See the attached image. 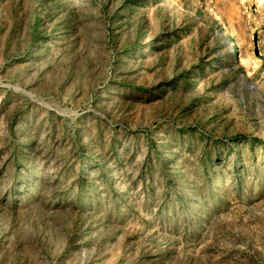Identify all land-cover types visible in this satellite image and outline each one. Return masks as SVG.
Returning a JSON list of instances; mask_svg holds the SVG:
<instances>
[{"label": "rangeland", "instance_id": "1", "mask_svg": "<svg viewBox=\"0 0 264 264\" xmlns=\"http://www.w3.org/2000/svg\"><path fill=\"white\" fill-rule=\"evenodd\" d=\"M0 264H264V0H0Z\"/></svg>", "mask_w": 264, "mask_h": 264}, {"label": "bare ground", "instance_id": "2", "mask_svg": "<svg viewBox=\"0 0 264 264\" xmlns=\"http://www.w3.org/2000/svg\"><path fill=\"white\" fill-rule=\"evenodd\" d=\"M193 5L197 6V3H195L193 1ZM210 15V14H209ZM223 35L226 36L227 38V47H228V53H229V56L232 58V61H233V68H238V67H241L244 65V60L242 57L240 56H237V44L236 42L234 41L233 37L231 35L228 34L227 30L225 27H223ZM233 55H234V59H233Z\"/></svg>", "mask_w": 264, "mask_h": 264}]
</instances>
